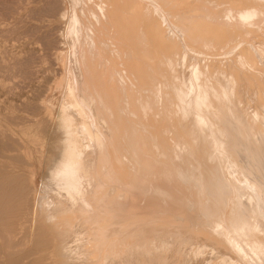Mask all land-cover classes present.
<instances>
[{
    "label": "bare ground",
    "instance_id": "bare-ground-1",
    "mask_svg": "<svg viewBox=\"0 0 264 264\" xmlns=\"http://www.w3.org/2000/svg\"><path fill=\"white\" fill-rule=\"evenodd\" d=\"M81 1L70 20L81 74L68 71L91 135L83 147L70 126L54 130L25 221L31 255L191 264L185 250L203 237L226 264H264V0ZM183 3L178 31L164 13ZM5 157L33 164L27 151Z\"/></svg>",
    "mask_w": 264,
    "mask_h": 264
},
{
    "label": "rangeland",
    "instance_id": "rangeland-1",
    "mask_svg": "<svg viewBox=\"0 0 264 264\" xmlns=\"http://www.w3.org/2000/svg\"><path fill=\"white\" fill-rule=\"evenodd\" d=\"M193 2L194 0H188L186 4ZM186 4H179L176 10L164 13L172 25L178 27V31L181 26L177 18L189 13ZM84 6L87 5L81 0H0V264H26L35 257L37 261L33 263L32 260L28 264H57V253L52 256L44 254V259H39L41 253L31 255V250H37L33 248L34 242L29 241L28 226L30 229L31 222L25 221L30 219L28 213L36 191L43 186L49 172L47 161L55 153L51 146L56 139L54 130L58 126H70L76 131L74 138H79L81 143H86L87 137L91 135L86 132V129L89 131V126L87 127L79 110L78 99L74 98V89H71L74 81L71 82L68 71L70 63L78 62L73 42L77 41V34L71 29L76 16V11L73 10L77 9L82 13ZM106 55V61L110 64L112 54ZM78 66L77 64L75 67L77 74H81ZM257 95L256 91H244V99L248 102L247 108L251 113L256 106ZM100 113L102 122L105 123V109L102 108ZM83 126H86L85 130L81 129ZM83 131L86 132L85 135ZM78 134H82L84 138ZM10 148L14 149L7 150ZM23 151L31 153L32 165H22L21 162L5 157ZM7 165H13L14 171ZM263 193L264 190L260 193L262 199ZM150 200L153 201V198ZM8 230L13 231L11 242H7L5 237ZM198 242L197 244L201 243L200 246L192 244L189 246L191 248L187 247L185 250L191 264L229 262L221 257V248L211 247L203 237ZM170 254L172 253L169 252V256L173 255ZM180 254L181 257L185 256L182 251ZM248 258L249 264L253 263L254 260Z\"/></svg>",
    "mask_w": 264,
    "mask_h": 264
}]
</instances>
